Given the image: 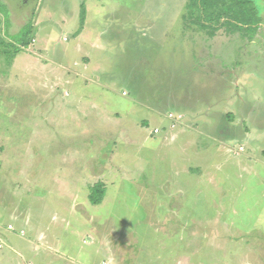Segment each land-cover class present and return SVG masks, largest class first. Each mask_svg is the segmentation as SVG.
Segmentation results:
<instances>
[{
	"label": "rangeland",
	"instance_id": "1",
	"mask_svg": "<svg viewBox=\"0 0 264 264\" xmlns=\"http://www.w3.org/2000/svg\"><path fill=\"white\" fill-rule=\"evenodd\" d=\"M253 2L250 39L188 0H0V264H264Z\"/></svg>",
	"mask_w": 264,
	"mask_h": 264
},
{
	"label": "trees",
	"instance_id": "2",
	"mask_svg": "<svg viewBox=\"0 0 264 264\" xmlns=\"http://www.w3.org/2000/svg\"><path fill=\"white\" fill-rule=\"evenodd\" d=\"M2 11L4 7L0 6V12ZM4 14L7 15L6 12ZM84 16L85 10L82 8L81 27L84 24ZM183 22L208 32L210 37L221 29H226L230 34L242 32L245 37L252 39L259 30L261 18L253 0H188ZM27 34L29 31L25 30L13 38L19 44L14 53H18L21 47L28 44ZM100 193L96 190L92 192L90 202L93 205L100 203Z\"/></svg>",
	"mask_w": 264,
	"mask_h": 264
},
{
	"label": "built area",
	"instance_id": "3",
	"mask_svg": "<svg viewBox=\"0 0 264 264\" xmlns=\"http://www.w3.org/2000/svg\"><path fill=\"white\" fill-rule=\"evenodd\" d=\"M159 131L157 130V129H155L154 131H153V133L152 134H156V133H158Z\"/></svg>",
	"mask_w": 264,
	"mask_h": 264
}]
</instances>
